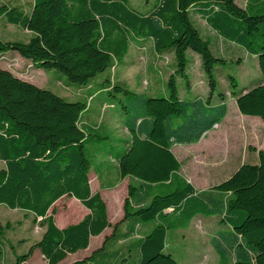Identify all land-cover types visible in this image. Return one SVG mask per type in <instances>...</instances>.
Masks as SVG:
<instances>
[{
	"label": "trees",
	"instance_id": "obj_1",
	"mask_svg": "<svg viewBox=\"0 0 264 264\" xmlns=\"http://www.w3.org/2000/svg\"><path fill=\"white\" fill-rule=\"evenodd\" d=\"M196 5L201 6L199 12L213 31L257 55L261 83L229 95L235 98L240 114L258 117L264 124V0H248L245 8L238 7L235 0H156L144 12L131 7L129 0H33L28 14L0 4V18L31 33L26 42L0 40V58L15 52L33 67L54 69L78 86L87 85L114 60H121L131 38L151 39L158 53L173 51L175 69L166 81L164 98L146 97L107 80L108 95L119 100L131 135L130 148L119 158L120 176L146 186L171 182L167 191L138 207L134 200L141 186L128 184L121 221L157 222L135 245L132 264H178L165 250L166 230L187 224L195 211L204 208L193 196L192 185L177 174L180 163L170 151L174 143H196L226 112L225 103L211 106L209 101L216 88L214 67L225 61L214 56L209 41L191 22L189 11ZM187 50L200 59L208 86L204 101L178 96L176 79L188 86ZM230 83L234 86L232 80ZM217 98L223 101L224 94ZM85 107L82 101H67L0 66V205L30 213L34 219L40 217L44 228L27 253L15 256L14 264L22 263L35 250L47 264H58L68 254L86 249L89 238L109 226L104 202L97 193L91 194L87 177L91 162L85 154L93 137H98L97 142L105 137L83 130ZM257 155V164L241 165L212 187L229 194L223 203L222 221L242 241L236 261L230 263L222 253L220 264H264V151ZM64 195L78 199L90 213L59 229L54 212L48 214V210ZM168 208L172 213L163 214ZM170 218L174 222L167 223ZM2 229L0 225V238ZM107 241L89 257L71 264H87L105 250Z\"/></svg>",
	"mask_w": 264,
	"mask_h": 264
},
{
	"label": "crops",
	"instance_id": "obj_2",
	"mask_svg": "<svg viewBox=\"0 0 264 264\" xmlns=\"http://www.w3.org/2000/svg\"><path fill=\"white\" fill-rule=\"evenodd\" d=\"M247 2L248 0H235L236 5L240 8H245ZM150 6L151 3H143L141 8H138L137 10L144 12L147 11ZM200 9L201 6L199 5L193 6L189 13L194 12V14L204 21L207 27L210 28L205 20V15L200 14ZM30 10L31 7L28 11H24V13L28 14ZM213 32L214 33H212V37L209 35L203 36L200 33L199 34L209 41L210 49L211 39H213L212 41L216 51V54H214L215 57L224 60L221 51L222 49L227 48L230 50H236L237 54L235 55L239 66L257 64V55L252 49L244 47L238 44L236 41L226 38L221 33H217L215 31ZM143 53L150 54L152 58V68L149 67V72L147 70L148 74L146 73L145 80L136 81L135 78V81H133L132 84L122 82L121 85L127 87L137 94H142L146 97L164 98L167 96L166 81L175 69L173 51L168 50L158 53L155 50L153 41L151 39L131 38L127 52L120 60V64H122L123 67L122 72H125V70L128 69L126 67L127 63H132L130 62L131 55H134V58H136L137 55ZM167 53H170L173 62L167 66L160 65L163 68L166 66V68H164L163 77H159L158 74L160 70L158 67H156V62L154 61L158 60L162 55ZM1 57L13 59L20 66L30 63V61L22 59L17 53L15 54L13 52H6L2 54ZM198 60L200 65V59ZM153 71L157 72V77H153V75H151ZM10 72L16 77L27 82H29V79L31 78L29 74L21 76L17 73L14 74L12 71ZM178 80L181 79L177 78L176 84ZM200 81L201 82H197L195 80L190 81L188 78V86L184 89L183 93L181 91L182 87H177L179 98L181 100L201 99L204 101L208 95V86L204 85L202 80ZM261 81L262 80L260 79V83ZM71 88L79 91L77 96L71 99L72 102H84L85 99L88 101L85 110L81 115V125L83 130L87 133L92 132L91 135L93 133H99L102 131V133L99 135L105 134L104 139H108V142H111L110 149L112 150L111 153L108 154L105 148V151L102 153V157L99 158V161L93 164L91 163L90 170L87 174L91 194L97 193L105 204L106 216L109 226L106 227L98 236H91L89 238L88 246L83 250H88V252L83 254L85 257H89L92 252L98 249L102 245L103 241L107 238L108 241L105 250L102 253L95 255V257H93L87 264H132L133 255L130 249L131 246L134 244L136 245L147 234H149L157 222L155 221L142 224L138 220L121 221L123 218V201L127 197L128 184L133 183L137 188H140L141 186L140 191L134 200V205L138 207L147 204L153 195L167 191V186L169 185L170 180H168L167 183L164 182L161 184H151L150 186H146L143 185L139 180L130 179L129 177L122 178L120 176L118 167L119 158L130 148L131 135L124 125L125 113L120 108L116 110L112 103H110L109 98H107L108 96L106 94H108L111 87L106 82V78L96 77L85 86H71ZM246 91L248 90H243L242 92ZM225 94L229 95L228 92H225ZM225 94L223 101L219 100V98H217L214 94L209 100L211 106H218L225 103L226 112L221 122L215 124L211 130L205 132L196 143H174L170 149L172 154L180 163V170L177 174L192 185L194 188L193 196L198 198L204 207L203 210L195 211L187 224L177 228L171 226L166 230V252L170 253V250H167L168 248L170 249V245H167V239L168 235H170L173 231L176 232L175 236L181 233L182 241L180 243L182 246L187 244L193 247V250L191 249L188 252L183 251V255L180 256V259L178 258L179 260L175 259L178 264H188V262L199 264L202 261V259L199 258L200 254L209 255V259L206 258L204 264H208V261H210L211 264H220L222 261L220 254L222 253H226L227 260L230 263H233L236 261L238 254L241 252V250L238 248V245H242L241 238L236 235L234 230L228 224L222 221L224 215L223 203L224 200L229 197V194L214 190L212 187L229 178L241 165L257 164V151H264V142L262 143L259 135L257 134L253 137L255 138L254 140L247 138L239 141V135L242 133L241 129L243 130V128H238L236 125H233L232 121L228 122L226 129H224L225 127H223V124L227 120V99L230 97L231 99L235 100L233 96L229 95L226 97ZM61 97L66 99L64 95ZM234 117L238 119V123H240V119H242V117L236 112L234 113ZM249 122L261 129L263 132V137H261L264 141V124L260 118L251 116ZM228 134H230L229 136L231 137L234 148H237L239 160L236 162V164H234V168L229 170H224L222 168L223 170L220 169L218 172L217 166L222 164V160H220V158L211 157L210 151L212 149H217L224 141L228 142ZM106 135H108L109 138L106 137ZM89 137L91 138V136ZM93 140V143L95 144L101 142H97L98 137H93ZM208 142L210 149L206 151L198 150V153H196L195 157L185 159L181 158L179 155L185 153V148L183 147L184 145H194L200 148L203 146V144ZM250 147L254 148L255 150H250ZM248 152L251 153L252 156H250ZM229 156L230 155L228 154V157ZM249 157L250 162H246ZM226 160H228V158ZM174 177L175 173L172 174V178ZM59 205L61 208L55 207ZM52 211L54 212V223L59 229H63L69 225L78 223L90 213L89 209H87L78 199L66 195L60 197L54 202V204L48 210V214H50ZM56 212L58 213L56 214ZM165 213L166 215L171 214L172 208L165 210L163 214ZM55 214L56 216H54ZM166 222L172 223L174 221L170 218L166 220ZM186 230L192 231V243H187V241L185 242L186 238L183 232ZM128 232H135L136 240L134 243H128V240L130 239V235L127 234ZM93 242L94 245H92ZM92 247H94V249L90 250ZM79 252L73 253L74 255L68 254L63 259V261L68 259L66 264H71L75 261H78V259L80 260V258H74L75 256H78ZM60 263L61 262L58 264Z\"/></svg>",
	"mask_w": 264,
	"mask_h": 264
},
{
	"label": "rangeland",
	"instance_id": "obj_3",
	"mask_svg": "<svg viewBox=\"0 0 264 264\" xmlns=\"http://www.w3.org/2000/svg\"><path fill=\"white\" fill-rule=\"evenodd\" d=\"M147 1V2H145ZM156 0H129V5L135 9L141 8V5L143 3H154ZM240 1V0H239ZM0 4L7 5L9 7L16 8L18 10L28 11L30 7L33 4V0H0ZM191 13V12H190ZM189 13V14H190ZM190 19L195 28L198 30V32L203 35H209L212 37V33H214L210 28L207 27V25L202 21L199 17H197L194 12L190 14ZM31 34L24 30L21 27L14 26L8 24L4 18H0V40L2 41H18V42H26ZM213 39H211V50L213 54H216L215 46L213 44ZM256 43H253V47H256ZM222 56L224 57L225 62L223 64H218L214 67V78L216 81V88L214 91V95L218 97V94H225V92L232 93L233 95H239L243 90H249L253 87H256L260 83V79L262 80V75L260 73L259 68L257 67V64L252 65H245V66H239L237 63L236 50H230V49H222L221 51ZM15 53V52H13ZM16 54V53H15ZM134 55L130 56V62L127 63V70L125 72L123 70L122 64H120V60H114L112 66L107 69L104 74L98 75V77H105L106 82L108 80V83L111 84H122V82H127L129 84H132L133 81H141L145 80L146 73L149 72V67H151V55L147 53H143L140 55H137L136 58H134ZM186 58L188 60L187 65V71H188V78L190 81H197L201 82L203 81L204 85H207L205 77L203 75L201 65H199V57L196 53L192 52L191 50L186 51ZM23 59V58H22ZM156 67L159 68V77H163V71L164 68H166L167 65H170L173 61L171 58L170 53L162 55L158 60H155ZM160 65H166L164 68ZM0 66L2 68H6L14 74H19L21 76H25L29 74L31 77L29 79V82L36 85L37 87L41 89H46L49 91L54 92L57 95L65 96L67 101H71L72 98L77 96L79 91H77L72 87H77V84L71 83L65 75L57 72L54 69H44V68H32L31 63H27L23 66H20L17 64V62L13 59H8L1 57L0 58ZM148 70V72H147ZM202 73V74H201ZM153 77H157V72L153 71L151 73ZM32 80V81H31ZM234 82V86H231L230 81ZM182 87L181 91L184 92V89L187 87L185 86L184 81L178 80L177 81V87ZM197 89V88H196ZM75 91V92H74ZM181 94V92H180ZM110 100V103L115 107V109H119V100L115 99L113 96H109L106 94ZM226 97H228V94H225ZM87 100L85 99L84 103L87 104ZM237 113L242 117L240 119V123H238V119L234 117V113ZM251 116L242 115L238 112L235 100L228 97L227 99V120L223 124L224 129H226V126L228 122L233 123V125H236L238 128L241 129L242 133L239 135V141H242L243 139L250 138L254 140L253 138L256 134L259 135L260 140L262 143L264 142L263 132L258 126L252 125L250 121ZM247 130V132H246ZM102 133V131L99 132V134ZM230 134H228L229 136ZM262 136V137H261ZM102 137H105V134L102 135ZM106 137L109 138L108 135ZM108 139L101 140L100 143L95 144H87L85 149L86 157L90 160V162L96 163L99 161V158L102 157V153L105 151V148L108 152V154L111 153V142H108ZM185 153L179 154L181 158L189 159L191 157H195L196 153H198V150L200 151H206L209 150V142L203 144L202 147L194 146V145H184ZM240 150V148H239ZM249 153V152H248ZM211 157L220 158L222 160V164L220 166H217V171L219 172L220 169L229 170L234 168V164L238 162L239 156L237 152V148H234L233 142L231 141V137L229 136L228 142H223L222 145H219L217 149H212L210 151ZM228 154L230 155L228 157ZM234 154V155H233ZM250 156H252L251 153H249ZM222 157V158H221ZM228 158V160H226ZM246 162H250V157L247 159ZM3 166V163L0 161V168ZM93 169V167H92ZM222 169V170H223ZM217 172V173H218ZM208 175V173H207ZM119 193V192H118ZM56 208H61L59 206H55ZM60 212V211H59ZM58 212H56L57 214ZM56 214L54 216H56ZM55 218V217H54ZM41 218L38 217L37 219H34L32 214L26 213L24 211L18 210V209H9L4 205H0V225L3 228L2 229V236L0 238V264H14L15 262V256H20L25 253H27L29 247L37 242L42 233L44 228L41 226ZM130 232V231H129ZM127 233L129 236L128 243H134L136 240L135 232ZM176 232H171L170 235H168L167 239V245H170V253L174 257V259H180V256L183 255L182 252L189 250H193L192 246L181 245V233H179L177 236H175ZM185 234V242L192 243V231L186 230L183 232ZM94 245V242L93 244ZM94 249L92 247L90 250ZM131 253L134 254L135 251V244L131 246ZM84 250V249H83ZM78 250L79 252L78 256H75L74 258H80L83 259L85 256L83 253H87L88 250ZM76 252V253H77ZM136 252V251H135ZM74 255V254H70ZM84 256V257H83ZM133 257V256H132ZM130 258V257H129ZM135 258V257H134ZM200 259L202 261L199 264H204L205 259H209V255L200 254ZM178 259V260H179ZM191 260V259H190ZM79 261V259H78ZM90 261V260H89ZM60 264H66L68 262L67 260L60 261ZM133 262V261H132ZM20 264H47V262L44 260V258L39 254V251L35 250L31 256L23 261ZM188 264H195V263H189ZM208 264H211L210 261H208Z\"/></svg>",
	"mask_w": 264,
	"mask_h": 264
}]
</instances>
